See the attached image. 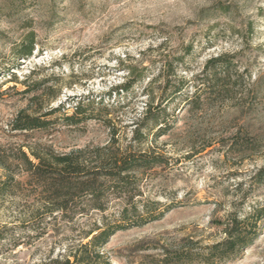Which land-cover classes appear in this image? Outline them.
Listing matches in <instances>:
<instances>
[{"label": "rangeland", "instance_id": "obj_1", "mask_svg": "<svg viewBox=\"0 0 264 264\" xmlns=\"http://www.w3.org/2000/svg\"><path fill=\"white\" fill-rule=\"evenodd\" d=\"M29 32L35 50L18 57ZM221 55L231 68L218 95L202 79ZM28 76L39 91H24ZM151 101L166 110L158 122L143 120ZM79 104L84 120L73 123L67 118ZM22 113L41 115L47 127L16 130ZM129 146L166 158L137 183L171 209L112 236L111 264H153L212 244L234 212L264 204V180L254 179L264 166V0H0V178L25 180L18 158L29 147L84 150L93 161L100 149ZM13 221L0 212V226ZM59 228L40 238L19 228L31 243L5 250L0 264L57 255ZM226 264H264V220L256 241Z\"/></svg>", "mask_w": 264, "mask_h": 264}, {"label": "trees", "instance_id": "obj_2", "mask_svg": "<svg viewBox=\"0 0 264 264\" xmlns=\"http://www.w3.org/2000/svg\"><path fill=\"white\" fill-rule=\"evenodd\" d=\"M35 39L34 32L27 34L16 48L18 57L32 55ZM209 63L212 67L204 71L202 83L214 82L212 89L221 95L231 62L226 55H221ZM30 78L24 82L27 85L24 91H39L40 82H29ZM164 102H168V97L162 96L161 103ZM81 105L67 119L73 123L84 120ZM165 111L161 106L154 108L151 101L143 120L158 122ZM48 122L41 115L22 113L14 127L32 131L46 128ZM164 131V125H159L158 134ZM135 132L134 140L142 143L144 132L141 128ZM95 159L89 160L84 150L40 154L29 147V153L21 151L18 167L22 168L25 180L8 172L0 178V212L9 211L15 222L0 226V256L5 250L31 243L26 238L31 234H19V228L27 227L40 238L50 236L62 226L65 232L55 244L59 245V253L55 255L53 249L38 264H111L106 245L112 236L158 221L171 209L137 183L140 175L165 163L163 155L135 150L133 146L115 150L107 147L100 149ZM0 165L7 167L5 160ZM254 179L257 183L263 182L264 166ZM26 184L35 188H23ZM243 209L231 215L221 240L197 248L173 250L153 264H226L235 260L256 241L264 220V204L258 202Z\"/></svg>", "mask_w": 264, "mask_h": 264}]
</instances>
